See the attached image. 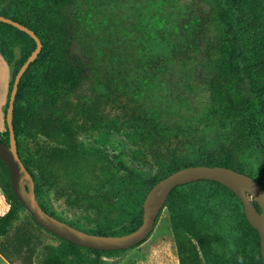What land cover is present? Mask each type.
<instances>
[{
	"label": "trees",
	"instance_id": "trees-1",
	"mask_svg": "<svg viewBox=\"0 0 264 264\" xmlns=\"http://www.w3.org/2000/svg\"><path fill=\"white\" fill-rule=\"evenodd\" d=\"M164 1L176 6L179 15L170 28L155 26L156 37L150 45L163 46L165 53L150 47L141 60L149 71L176 67L191 92L204 91L200 122L203 130L212 133L214 143L194 161L180 158L178 149L171 147L177 133L174 126L163 122L156 111L138 110L128 122L132 136L145 144L160 173L139 190L140 183L121 162L115 175L103 168L85 191L83 210L93 214L95 225L83 231L90 234L124 235L136 229L151 187L190 165L231 168L254 178L264 189V0ZM98 4V0H0V15L28 27L42 44L19 82L13 129L19 157L33 177L36 198L56 218L48 202L53 185L25 159L20 138L39 135L66 150H80L81 116L92 112L86 98L92 96V103L101 93L99 88L111 82L120 90L116 76L107 74L100 49L90 40L87 26ZM35 48L30 35L0 22V55L13 67L9 96L15 75ZM72 97L79 99L74 103ZM5 128L0 140L8 144L6 122ZM253 155L261 164L260 180ZM0 191L8 205L0 216V256L8 264H115L111 258L141 244L100 251L58 237L32 217L34 227L20 222L25 208L1 160ZM139 191L142 196L135 194V202L125 201ZM164 209L180 264H264L258 231L247 220L240 199L224 185L208 180L180 185L171 191ZM114 217L116 224L110 223ZM39 230L56 236L59 244H44Z\"/></svg>",
	"mask_w": 264,
	"mask_h": 264
},
{
	"label": "rangeland",
	"instance_id": "rangeland-1",
	"mask_svg": "<svg viewBox=\"0 0 264 264\" xmlns=\"http://www.w3.org/2000/svg\"><path fill=\"white\" fill-rule=\"evenodd\" d=\"M98 3L96 13L87 26L90 40L100 49L99 55L107 66V74L116 76L120 90L114 89L111 82L99 88L101 93L94 96L92 103L89 99L92 96L86 98L92 112L81 116L84 128L78 135V142L82 145L80 150H66L39 135L20 138L25 159L38 176L53 185L48 202L54 214L81 230L95 225L93 214L90 217L83 210L85 191L103 168L115 175L121 162L140 183L139 190H143L148 179L160 173L145 150V144L132 136L131 124H128L141 108L160 113L163 122L174 126L177 133L171 147L178 149L180 158L194 161L214 143L212 133L203 130L204 125L200 122L204 112L202 106L206 103L204 91L191 92L188 80L176 67L173 70L170 66L165 71H149L141 60L142 52L150 47L156 52L164 51L163 46L156 43L150 45L151 38L156 37L155 26L163 30L170 28L179 15L178 8L167 5L164 0H98ZM12 73L13 67L7 65L0 55L2 137H5L6 131L5 113ZM78 99L72 97L74 103ZM253 157L255 176L260 180L261 164L259 158ZM120 173L123 174L121 169ZM135 194L142 196L141 191L133 192L125 201H134ZM6 204L0 197V214ZM19 221L34 227L26 210L20 213ZM110 223H117L115 217ZM39 233L44 244L57 245L60 242L46 231L39 230ZM111 260L115 264H180L167 210L161 211L147 240ZM0 264L8 263L0 256Z\"/></svg>",
	"mask_w": 264,
	"mask_h": 264
},
{
	"label": "water",
	"instance_id": "water-1",
	"mask_svg": "<svg viewBox=\"0 0 264 264\" xmlns=\"http://www.w3.org/2000/svg\"><path fill=\"white\" fill-rule=\"evenodd\" d=\"M0 22L10 24L27 33L36 43V48L14 77L5 113L9 143L6 144L0 140V160L8 169L10 184L16 198L39 226L62 239L85 248L100 251L128 250L147 240L174 188L200 180L215 181L230 189L240 199L247 220L259 233L260 253L264 263V189L249 175L223 166L190 165L180 168L158 181L145 196L141 224L124 235L90 234L48 214L40 206L35 195L33 177L19 157L13 129L14 101L19 82L29 65L37 58L42 44L32 30L19 22L3 15H0ZM251 198L257 203L260 210L257 209Z\"/></svg>",
	"mask_w": 264,
	"mask_h": 264
},
{
	"label": "crops",
	"instance_id": "crops-1",
	"mask_svg": "<svg viewBox=\"0 0 264 264\" xmlns=\"http://www.w3.org/2000/svg\"><path fill=\"white\" fill-rule=\"evenodd\" d=\"M0 197H1V201L4 203L2 193H1ZM5 204H6V202H5ZM0 210H1V209H0ZM7 210H8V205L6 204V205L4 206V208L2 209V213L0 214V216L3 215Z\"/></svg>",
	"mask_w": 264,
	"mask_h": 264
}]
</instances>
